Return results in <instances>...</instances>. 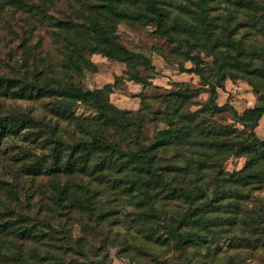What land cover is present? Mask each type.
Wrapping results in <instances>:
<instances>
[{
    "label": "rangeland",
    "instance_id": "rangeland-1",
    "mask_svg": "<svg viewBox=\"0 0 264 264\" xmlns=\"http://www.w3.org/2000/svg\"><path fill=\"white\" fill-rule=\"evenodd\" d=\"M238 1H206L214 30L209 36L199 35L200 47L193 53L202 56L207 77L213 82L217 81L215 73L218 71L213 52L226 63L242 55V61L248 62L253 57L254 66H264V25L261 22L264 18L258 22L251 13L261 15L264 0H250V7ZM103 3L105 0H0V73L14 78L25 73L36 74L58 83L70 78L85 89L101 88L119 77L121 84L111 95L112 102L122 109L141 111L144 144L153 142L159 131L182 124L179 119L172 123L169 119L175 115V97L189 88L194 94L185 102L180 115L194 114L196 122L205 129L219 124L233 125L238 128L237 135L241 139L247 137L251 129L236 122L234 111H204L211 87L191 70L194 64L186 52L187 46L157 34L156 26L148 24L145 17L123 20L116 25L120 42L135 54L130 62L89 53L86 58L90 64L83 74L68 70L64 54L68 33L58 21L74 23L79 33L74 32L73 37L87 40L86 28ZM165 3V7L173 11V17L179 15L192 23L200 12L201 0H165ZM184 4L192 11L188 15L179 10ZM122 5H127L132 13H146L142 3ZM146 58L151 60L154 69L145 65ZM233 71L237 70L233 68ZM131 74L152 81V85L145 87L132 80ZM253 80L263 91L264 80ZM224 84V88H218L220 105L229 102L242 114L260 102L247 81L229 78ZM56 102L53 96L26 99L0 94V118L27 114L38 120L37 126L26 127L16 135H0V227L33 225L58 236L71 235L72 247L58 251L54 248L55 242H25L6 235L0 237V264H17L10 262L6 254L18 252H23L27 260L24 264H61V258L64 264H176L179 261L264 264V183L239 188L244 192L239 200L223 201L234 207L236 225L219 226L207 242L177 252L168 241L157 240L150 222L144 219L152 207L143 200L138 189L121 182L124 173L116 168L104 169V166L67 172L59 166L54 150L55 137L72 144L85 142L86 136L77 123L52 110ZM74 111L82 119L96 116L95 110L81 103L74 106ZM256 132L264 139V117ZM107 136L111 141L120 142L124 149L134 148L132 128L111 131ZM175 151L161 150L160 165L166 167L169 161L175 160ZM106 154L98 153L97 158L102 159ZM212 163V158L206 163L208 170L204 181L199 180L196 164L189 170L186 184L191 185L195 194L206 192L208 196L213 191ZM246 163L244 156H231L224 170L241 171ZM58 184L68 186L70 196L56 203L59 195L55 186ZM87 199H91L88 203L91 211L81 204L87 203ZM21 215H30L31 220H20ZM48 219L54 229L47 223ZM160 231L164 234V229ZM10 239L13 242L10 243ZM64 243L59 242L60 245ZM9 245L12 251L7 250ZM48 250L57 253L51 260L45 255Z\"/></svg>",
    "mask_w": 264,
    "mask_h": 264
},
{
    "label": "trees",
    "instance_id": "trees-1",
    "mask_svg": "<svg viewBox=\"0 0 264 264\" xmlns=\"http://www.w3.org/2000/svg\"><path fill=\"white\" fill-rule=\"evenodd\" d=\"M206 1L208 0H201L200 12L195 18V23H192L179 15L173 17V11L165 7V0H105L86 28L89 38L84 41L73 37L74 32L79 33L74 23L58 21L68 33L67 44L64 45L65 66L68 70L83 74L84 69L90 64L86 58V54L89 53H100L119 61L130 62L135 54L120 42L116 25L123 20H141L145 17L148 24L156 26L157 34L187 46L186 52L194 64L191 70L211 87V96L204 106V111L211 113L234 111L236 122L244 128L251 129L243 139L237 135L236 126L219 124L205 129L196 122L194 114L180 115L185 102L194 94L189 88L179 92L175 97V115L173 119H169L170 123L179 119L182 124H173L159 131L153 142L144 144L145 131L143 119L140 117L141 111L122 109L112 102L111 95L121 84L119 77L116 82L108 83L101 88L85 89L82 84L75 83L70 78L58 83L56 80L50 82L47 78L36 74L30 76L25 73L21 77L14 78L0 73V94L26 99L53 96L57 102L52 103V110L58 116L77 123L83 130L86 136L85 142L71 144L62 137H55L53 142L57 145L54 150L59 166L67 172L104 166V169L116 168L120 173H124L121 182L126 183L129 188L138 189L143 200L152 207V210L145 214L144 219L150 222L149 226L154 229L157 240L168 241L177 252H182L185 247L199 246L207 242L210 236L215 235L219 226L236 225L237 215L234 207L231 203L223 201L230 198L239 200L244 196V192L239 188L254 183H264V139H260L256 132L264 117V90L262 91L260 85L253 80V78L264 80V66H254L253 57L252 60L244 62L241 60L242 55L233 57L232 63H226V60H220L218 53L213 52L214 63L218 66V71L215 73L217 81L209 80L202 56L193 53L194 49L200 47L199 35L209 36L214 30L207 12ZM238 2L250 7V0ZM128 3L144 4L146 13L130 12L127 5H122ZM179 10L186 15L192 12L187 4L179 7ZM251 13L258 22L264 18V9L261 15ZM261 22L264 25V21ZM145 65L151 69L155 68L148 58L145 59ZM233 68L237 71H233ZM229 78L247 81L260 97V102L248 107L242 114L238 113L229 102L220 105L217 101L218 88H224V83ZM131 79L142 83L145 87L152 85V81L138 74H131ZM79 103L95 110L96 116L90 120L80 118L74 111V106ZM37 125L38 120L27 114L0 118V135H16L26 127ZM125 128H132L135 131L134 148L124 149L120 142L108 139L107 135L111 131L117 132ZM51 132L55 134V130L52 129ZM166 149L176 150L177 155L176 159L169 161L170 164L165 167L159 163V154L161 150ZM102 152H107L106 157L98 159V153ZM231 156L247 158V163L241 171L224 170V164ZM211 158L213 159L210 166L213 171L211 178L213 191L208 196L206 192L202 195L195 194L191 185L186 184L187 174L196 164L199 180L204 181L208 170L206 163ZM55 189L59 195L55 200L56 203L69 198L68 186L61 187L58 184ZM86 202L85 204L81 202L82 206H86V209L91 211L88 205L91 199H87ZM216 214L220 215L216 216ZM30 218V215L20 216V220L23 221H29ZM47 223L52 228L49 219ZM160 229H164L165 235ZM6 235H12L16 240L25 242H55L54 248L58 251L72 247L71 235L58 236L52 231H41L33 225L0 227V237ZM61 241L66 243L60 245ZM9 242H13L12 239ZM7 250L12 251V247L9 245ZM45 255L51 260L57 253L48 250ZM6 257L10 262L17 264H24L27 261L23 252H18L16 255L6 254ZM61 262L64 264L62 258ZM176 264L194 263L179 261Z\"/></svg>",
    "mask_w": 264,
    "mask_h": 264
}]
</instances>
